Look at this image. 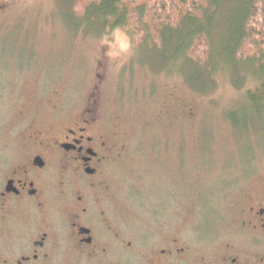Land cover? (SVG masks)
I'll return each mask as SVG.
<instances>
[{
  "label": "rangeland",
  "instance_id": "rangeland-1",
  "mask_svg": "<svg viewBox=\"0 0 264 264\" xmlns=\"http://www.w3.org/2000/svg\"><path fill=\"white\" fill-rule=\"evenodd\" d=\"M86 1L0 0V150L31 119L48 121L55 106L72 119L95 100L101 124L130 146L109 177L112 210L129 241L167 232L191 257L228 254L233 245L232 254L264 258V237L241 227L251 198L264 194V112L249 98L259 96V71L227 57L238 1L226 0L217 14L213 61L200 43L206 59L196 65L167 46L137 50L124 29L98 33L100 25L76 10ZM117 30L127 52L111 47Z\"/></svg>",
  "mask_w": 264,
  "mask_h": 264
},
{
  "label": "flooded vegetation",
  "instance_id": "flooded-vegetation-1",
  "mask_svg": "<svg viewBox=\"0 0 264 264\" xmlns=\"http://www.w3.org/2000/svg\"><path fill=\"white\" fill-rule=\"evenodd\" d=\"M42 119L0 150V264H264L232 254L233 245L228 254L191 257L167 232L129 241L109 182L128 141L101 124L95 100L75 118L55 106ZM19 120L28 121L27 113ZM241 227L264 237V194L251 198Z\"/></svg>",
  "mask_w": 264,
  "mask_h": 264
},
{
  "label": "trees",
  "instance_id": "trees-1",
  "mask_svg": "<svg viewBox=\"0 0 264 264\" xmlns=\"http://www.w3.org/2000/svg\"><path fill=\"white\" fill-rule=\"evenodd\" d=\"M82 1L86 0H79V3ZM225 1L87 0L83 6H75L81 18L88 16L94 24L100 25L98 33L108 34L115 29H124L133 40L136 37L137 50L144 46H167L180 59L196 65L206 59L197 54L200 43L206 47L208 60L213 61L211 58L216 54L215 41L218 39L215 34L220 25L217 14L223 11ZM237 1L239 15L235 20L236 30L227 42L230 47L227 57L230 63L238 64L240 70L248 69L249 73L253 70L256 74L259 71V96L249 92V98L253 105L257 104L255 111L261 113L264 112V96L260 93L264 91V0ZM251 44H254L253 54L248 57L244 48ZM221 68L225 67H213L212 75ZM172 70L176 71L175 65ZM252 104L250 107L254 112ZM235 117L234 114L233 119Z\"/></svg>",
  "mask_w": 264,
  "mask_h": 264
},
{
  "label": "clouds",
  "instance_id": "clouds-1",
  "mask_svg": "<svg viewBox=\"0 0 264 264\" xmlns=\"http://www.w3.org/2000/svg\"><path fill=\"white\" fill-rule=\"evenodd\" d=\"M116 36H117V42H116V44L111 45V47L113 49H115L117 46H119L121 52H127L128 51V46L125 43L122 42V40L120 38L121 34L119 33L118 30L116 32ZM102 42L106 43L107 41L105 40V41H102ZM109 55L112 56V57H115V56L118 55V53L115 52V51H111V52H109Z\"/></svg>",
  "mask_w": 264,
  "mask_h": 264
}]
</instances>
